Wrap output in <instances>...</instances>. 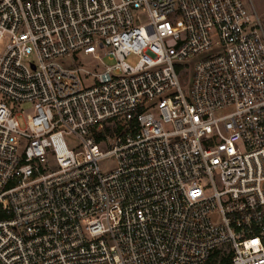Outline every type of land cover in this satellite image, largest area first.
<instances>
[{
    "label": "built area",
    "instance_id": "built-area-1",
    "mask_svg": "<svg viewBox=\"0 0 264 264\" xmlns=\"http://www.w3.org/2000/svg\"><path fill=\"white\" fill-rule=\"evenodd\" d=\"M3 41L0 264H264L250 0H0Z\"/></svg>",
    "mask_w": 264,
    "mask_h": 264
},
{
    "label": "rangeland",
    "instance_id": "rangeland-1",
    "mask_svg": "<svg viewBox=\"0 0 264 264\" xmlns=\"http://www.w3.org/2000/svg\"><path fill=\"white\" fill-rule=\"evenodd\" d=\"M248 1V0H246ZM251 1V5L253 6V9L256 13V15L259 17V19L261 20L262 26H263V30H264V0H250ZM6 41H3L0 44V56L3 54L4 50H5V46H6ZM80 62H85L87 63L88 60L84 59V58H80L79 59ZM103 63L106 65H111L112 63L109 62V60H107L106 58L103 60ZM126 63L130 66H134L136 63V59L134 57H131L129 59L126 60ZM31 105L30 104H24L21 106V110L24 112L23 116L25 117V115L30 114L31 113ZM20 122V126H24V122L23 120H19ZM70 143H72V141H70ZM100 169L103 170L104 172L111 170L113 168V161L112 160H108V161H104L99 165Z\"/></svg>",
    "mask_w": 264,
    "mask_h": 264
},
{
    "label": "trees",
    "instance_id": "trees-1",
    "mask_svg": "<svg viewBox=\"0 0 264 264\" xmlns=\"http://www.w3.org/2000/svg\"><path fill=\"white\" fill-rule=\"evenodd\" d=\"M109 130H106V132H108ZM5 216H3L2 214H0V219L4 218Z\"/></svg>",
    "mask_w": 264,
    "mask_h": 264
}]
</instances>
